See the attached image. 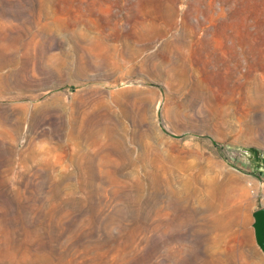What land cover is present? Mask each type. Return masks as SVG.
<instances>
[{
	"label": "rangeland",
	"instance_id": "1",
	"mask_svg": "<svg viewBox=\"0 0 264 264\" xmlns=\"http://www.w3.org/2000/svg\"><path fill=\"white\" fill-rule=\"evenodd\" d=\"M261 207L264 0H0V264H264Z\"/></svg>",
	"mask_w": 264,
	"mask_h": 264
},
{
	"label": "water",
	"instance_id": "2",
	"mask_svg": "<svg viewBox=\"0 0 264 264\" xmlns=\"http://www.w3.org/2000/svg\"><path fill=\"white\" fill-rule=\"evenodd\" d=\"M254 238L256 245L261 250L264 257V207H261L252 212Z\"/></svg>",
	"mask_w": 264,
	"mask_h": 264
},
{
	"label": "bare ground",
	"instance_id": "3",
	"mask_svg": "<svg viewBox=\"0 0 264 264\" xmlns=\"http://www.w3.org/2000/svg\"><path fill=\"white\" fill-rule=\"evenodd\" d=\"M96 28L99 29L100 27H97L96 25ZM104 33V32H103ZM101 34V33H100ZM105 34V33H104ZM102 37V36H101ZM104 38H107L106 35L103 36ZM107 45V44H106Z\"/></svg>",
	"mask_w": 264,
	"mask_h": 264
}]
</instances>
